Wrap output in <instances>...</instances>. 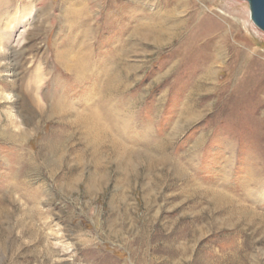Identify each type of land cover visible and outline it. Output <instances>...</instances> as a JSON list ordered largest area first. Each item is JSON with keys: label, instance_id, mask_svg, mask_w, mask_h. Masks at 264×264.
<instances>
[{"label": "rangeland", "instance_id": "obj_1", "mask_svg": "<svg viewBox=\"0 0 264 264\" xmlns=\"http://www.w3.org/2000/svg\"><path fill=\"white\" fill-rule=\"evenodd\" d=\"M74 1L0 0V264H264V31L248 1L189 0L217 23L238 18V43L260 57L233 114L210 82L197 84L198 54L166 73L171 48L131 35L153 23L162 0H84L101 31L77 80L66 62L89 53L85 27L67 15L84 6ZM117 38L130 46L123 59ZM58 98L74 114L48 117ZM208 107L214 114L196 116ZM105 110L128 124L116 134L141 151L135 169L112 150L94 154L88 128L73 122L77 113L112 118ZM144 153L167 157L149 171Z\"/></svg>", "mask_w": 264, "mask_h": 264}, {"label": "bare ground", "instance_id": "obj_2", "mask_svg": "<svg viewBox=\"0 0 264 264\" xmlns=\"http://www.w3.org/2000/svg\"><path fill=\"white\" fill-rule=\"evenodd\" d=\"M100 1L101 0H94L93 2L92 0H90L87 4H91V7H94L97 6V4H100ZM199 1H202L205 4V0ZM78 3H81L84 6H79L77 8L73 6L69 8L67 15L76 19L75 26L85 27L84 31L86 32L85 34H83L84 41L81 43V46L83 49L87 50V53H89L88 50H91L94 37L101 31V27H95V23L100 16L94 14L92 11L88 12L86 10V3L84 4V0L74 1V4ZM161 3L163 4V6L156 12H153V23H144L143 21V24L139 23V25H135L133 32H130L131 35L137 37V35L139 34L146 39H153V46L156 48H161L165 45H168L171 48L173 58L166 66V73L178 72L180 68H182L183 63L189 55L193 54V58L195 57L196 61V54H198L199 57L197 56V63L199 64L200 71H198L197 69L196 71L200 72V76L197 78V84L210 82L213 85V95L215 94L216 97L219 96V102L223 104L222 106H227L224 111L229 110L230 112L232 111V114L235 113L234 109L236 106H238L237 104H239V100L234 98V93H245L248 91V88L246 87L248 84L244 81L246 76L245 73L255 69V67H259L262 64L259 60L260 57L258 58L255 51H252L249 48L242 47L243 45L238 43V35L241 32V22H239L238 18L236 17H224V22L220 23V21H218L219 23H217L210 15H207L206 13L203 14V11L198 12V10L200 9L199 7H196V9H192L191 11H189V7H191V5L189 4V0H162ZM188 11L190 12L189 17L190 15L191 17L185 18L183 16V13ZM196 12L198 14L200 13V15L202 14L203 16L201 15L202 18H198V20H196L195 23L191 25V27H189V22L196 15ZM137 13L138 12L136 10L134 11L133 9L129 16L136 21ZM1 14H3V12L0 11V17ZM118 40L119 43L123 42V40L120 38H117V41ZM124 42L119 45H115L114 53L119 59H123L125 52L129 50L128 43L126 42L124 44ZM89 55L84 54L82 58H76V60L74 61L72 59H69L66 62V64L68 65L67 69L77 77V80H82V78L84 77L83 74H87V71L91 68V65H88V61H91V55L90 57ZM240 74L242 76H239ZM242 79L244 80L242 81ZM114 81H117V76L111 75L105 85L106 94L108 93L111 95V93L113 92L112 89ZM197 90L201 91L200 88ZM193 91L191 90V92H189L185 97L186 107H190L192 105L191 101ZM28 97L31 98L33 104L39 102L37 98H35L31 94H28ZM260 97L263 99L261 100V98H259L260 101H264V93H262ZM234 99L237 101H234ZM66 100V98H58V102H55L52 105L48 117L58 116L59 118L64 119L68 114H74V111L71 109V107L66 104ZM231 102L232 106H229ZM208 110L209 107L205 108L198 114L196 113V116L208 117L214 114L213 110L210 112H208ZM237 110L239 111V109ZM94 113L92 114V116L77 113L76 119H74L75 121H73L76 124L78 123V126L81 125L84 128H88V141L89 144H91V146L93 147V153L99 154L101 152H104L105 150H112L118 154V162L126 163L129 166L134 167L135 169V165L133 166V164L135 161H137L136 163L139 162L138 159L142 155L141 151L132 147L130 148L123 144L124 142L122 143L120 138H118L116 134V131H118L119 129L123 130V127H126L128 124H126L125 122L122 123V121H120V119L117 117L116 113L111 111H106L104 113L105 116L111 115L112 117L109 119L105 117V121H102V119L100 118L101 114L99 115V113ZM255 115L257 114H254L253 117ZM246 119L249 118L247 117ZM20 134L21 136L23 135V133ZM56 144L57 143L51 144V151H57ZM103 149L105 150L102 151ZM143 155L148 158L147 163L149 164V171L153 170V165L161 164L163 159L167 157L166 155V157H164L163 159L158 158V160L153 156V154L144 153ZM132 157H134L135 160L131 159ZM175 169L178 176H184V172L182 171L181 167L177 165V163H175ZM226 195H224L223 192H215V201L219 205H222L223 203L228 201L226 199Z\"/></svg>", "mask_w": 264, "mask_h": 264}, {"label": "water", "instance_id": "obj_3", "mask_svg": "<svg viewBox=\"0 0 264 264\" xmlns=\"http://www.w3.org/2000/svg\"><path fill=\"white\" fill-rule=\"evenodd\" d=\"M250 6L253 22L264 31V0H246Z\"/></svg>", "mask_w": 264, "mask_h": 264}]
</instances>
